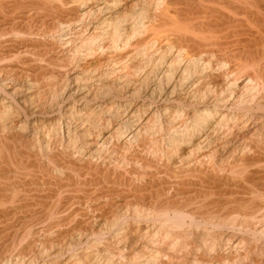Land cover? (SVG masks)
I'll return each instance as SVG.
<instances>
[{
  "label": "bare ground",
  "instance_id": "obj_1",
  "mask_svg": "<svg viewBox=\"0 0 264 264\" xmlns=\"http://www.w3.org/2000/svg\"><path fill=\"white\" fill-rule=\"evenodd\" d=\"M71 1L73 0H0V74L5 76L4 80L7 77H10L15 82V81H19L22 78H27L29 81H31L29 83H37L43 78H47V80L50 77L62 78L64 76L63 72L65 71H61L60 69H58V67H54V68L50 67L48 66V64H46L47 62H49L48 54L51 53L52 49H54L55 45H57L51 40L52 38L49 40L47 37L48 36L50 37V34H52L51 32L56 30L58 25L63 26L66 23L65 26H67L69 21L70 22L73 21L74 23L76 20H78V22L80 21L82 22L83 21L82 19L84 17L86 18V15L88 17V14L94 15L95 13H103L105 11L107 12L113 7L114 8L118 7L123 0H102L101 3L100 0H95V1L76 0L79 1L76 3ZM132 1H130V3L132 2V5L128 4L131 6H126L127 4H124L126 7L124 5L122 6L123 11H120L117 8L116 10L117 15L108 18L107 19L108 23L105 20L106 18H104L105 22L109 25V27L112 26L111 27L112 29H110L112 30L111 43H113L115 48L118 49L122 47L123 43L125 44L130 43V39L132 35H136L138 33V37H140L139 33L141 34V32L143 33L145 32V35L142 33L144 36L141 35L142 38H140L137 42L139 45H141L139 47H142L145 44L148 45V43L151 44L153 43V45H155L154 43H157V46L155 47L158 48L157 50L159 51V55H156L157 54L156 53L155 56H157L156 57L157 59L161 60L160 63L166 64V69L164 66L165 69L164 75H162V77L163 76L164 77L160 81V88L162 90H164V88L165 89L172 88L171 92L174 93L177 88L176 87L177 82L175 83L173 82V80L175 81V79L177 78H180V80L182 81L181 83L182 85H188L189 89H191L192 87V90L190 92L186 91L187 99L184 100V98L182 99L177 97L171 100V102L169 103L162 104V106L158 105L159 107H156L157 109L159 108L160 110H163V112L164 110L170 111L171 116H172L171 113H174L175 115H178L179 118L180 117L183 118L182 122L184 123L183 124L184 129L181 128L182 126L179 127L181 130L182 129L183 130L181 132H179L180 131L179 129L176 130L170 138L171 146H173L172 149L176 148L175 149L176 151H174V149L172 151L173 153L176 152L174 153L175 157L177 153H178L177 157L181 158L182 155L185 156V154L187 153L186 150L192 147H199L200 149H202L201 146L203 145L202 144L203 142L201 141L203 139L200 140L199 142H197V140L199 139V137L201 138L202 136L206 135L204 134V131L208 129L210 126L214 125L215 123L217 124L215 125L216 128L218 125L219 126L229 125L230 121L238 122L243 120L246 123V121H249L251 118H254V114L257 113L258 116L260 113H264V101H263L264 96H263V100L262 99L259 100L260 98L256 97L258 92L261 89L263 90L264 88V0H132ZM127 7H131V8H127ZM126 8L127 11H125ZM151 9H153L152 13L150 12ZM127 18L133 19V21L129 20L132 21V24L130 23L131 24L130 28L122 26L121 24L126 20L128 21ZM5 33L7 35L11 33V36L12 37L15 36L16 38H10L11 36L9 37L5 35ZM124 34L127 36L124 37ZM97 36H98L97 33L96 34L94 33L93 36L89 38L90 41L83 40L84 44L86 45L85 47L86 49H88L87 46L90 49H92L93 46H95L93 45L94 44L93 42L96 41L97 43V39H96ZM132 45L133 44H131L130 46L132 47ZM80 47L82 46L80 45ZM147 49L145 48V50ZM118 50H119L118 52L116 50L115 51L116 53H113L116 54L115 56H117L118 60L124 58L126 59V57L132 52L131 50H127L124 48ZM115 56L114 58H116ZM52 57L53 56H51V58ZM15 59L18 61L11 62V61H15ZM53 59L54 58L50 60L54 61ZM58 64H60V62ZM60 68L64 69V66L63 67L61 66ZM68 75L70 76L71 74ZM240 81L241 83H244L243 87L245 88L244 90H246V95H245L246 98L244 99L246 100V103L244 104V102L241 101V99L243 98L241 99L239 98L241 103H243V106L237 107L235 105L236 106L235 107L232 104L235 101H230V104L233 106L229 104L224 106L222 104L224 100L226 99L229 100V97L233 95L235 99L239 95V94L237 95L236 93L239 87L242 85ZM164 82H166L167 87L165 86L163 88ZM43 83L44 82L42 81V84ZM42 84L40 83V85ZM51 85L53 86L54 84ZM28 89L25 92H27ZM0 90H3V88L0 87ZM4 92L6 93L7 91L3 90V93ZM39 93L40 92H38V94ZM242 93L243 92H241V94ZM7 94H9V92H7ZM209 95L214 96V100L212 98L213 100L212 101L213 103L211 102L212 104H208L209 102L207 103L205 101V99L208 98ZM259 95L260 94H258V96ZM35 97H37V95ZM153 98L155 97L153 96ZM10 99H12V97ZM254 100H255L254 103L257 106L256 107L257 109L255 110H254V106L250 104V102L251 101L253 102ZM17 101H15L16 102L15 106L17 105V107L15 108H18L20 111H22L21 110L23 109L21 107L22 103L19 104ZM149 101H151V99ZM155 102L153 104L157 103ZM5 105L7 104L5 103ZM142 107H138V108H142ZM145 109L143 110L145 111ZM5 110L7 109L5 108ZM7 111L0 110V114L6 115L8 114ZM11 111L10 113L12 114L13 112ZM22 112L23 113L25 112L24 118L26 121L25 120L21 121L20 125L27 124L30 121L28 119V114L26 113V111H22ZM154 118L157 120V118L159 117H157L156 114V117ZM189 119L193 120V123L187 125L186 122H188ZM256 120L258 119L256 118ZM256 120L254 121L256 122ZM39 121H43V120L38 118L35 120V123L36 122L39 123ZM0 122L2 121L0 120ZM215 126L213 127L215 128ZM157 127L162 129L163 124L159 123ZM116 129H117V133L122 134L121 132L122 127L120 128L117 127ZM209 129H211V127ZM149 130H151V128H149ZM246 130L248 131V128ZM146 132L149 131H145V133ZM25 137L22 134L14 133L12 131L11 132L8 131L4 135L0 134V204H4V203L6 204V202L12 200L13 202L16 200L19 201V203L14 202L15 204L17 203V205L12 206L13 208H10L9 210H0V221H1L0 235L3 234L7 238L5 241L0 242V262L4 259V249L6 248L5 242L8 241V238H10L12 241H16L17 239L19 240L20 237L22 238L27 233H32L35 231V228H37L35 225L36 221L43 220L49 216L56 217L59 215L60 217V214L62 212L65 213L64 212L65 207L68 202H70L74 198L83 201L86 199V197H88L86 195L85 196L80 195L78 197L75 195L68 196L66 194H65L66 196L59 195L60 193H62L61 190H65V188L69 186H81L82 188V187H88L90 185L100 186L102 184L104 185L108 184L107 187H101V189L102 188L104 189L100 190L97 193H95L96 191L93 193H89L91 192L89 188L86 189V191L84 190L86 192L85 194L89 196L95 193V195H93L94 200H92V204L90 203L91 204L90 207L94 208V211H97V213L95 215L93 214L92 218L94 216L95 219L101 222L108 221L109 219L112 218L111 217L112 207L115 205L114 200H111L113 199V197L111 199L109 198L108 201H106L105 203L101 201L102 197L107 198L108 195H112V196L117 195V197H119L118 200L119 202H123V201L127 202L128 199H131L133 203L139 204L143 208H147V206L152 205L153 207L152 209H156L159 212L158 214H162V216L160 215L161 217L158 218L162 223L160 226L163 225L164 231L165 232L167 231V234L169 235L180 234L188 223L189 226H199L200 224L202 225V223H204L203 225H207L210 223L214 228L224 227L223 229L225 228L229 229V227L227 228L229 224H234L233 227H236L235 223L239 218H243L242 220H253L260 217H262V219L264 218V146H263L264 144L261 145L263 141L261 143H258L257 140L256 141L248 140L246 142L243 141L244 142L243 143L242 140L240 139V141L243 144L241 145V149H240L241 153H239V155L236 154L239 157L237 158V156H235V158L237 159L234 160V162L230 160L231 163H229L228 165L221 166L220 167L221 173L217 172V168L213 164L206 167L204 164H202V162H201L202 165L196 164L195 161L191 162L192 159L195 160L194 157H192L191 155L194 153L193 151H195L196 148H192L188 152L189 158L190 156L192 157V159L190 158L191 163H188L187 165L184 164L182 166L178 164L180 167H177L176 165L174 166V164L172 166L171 165L169 166L168 162H167L168 164L165 163L160 164L161 162L158 163V161H156L157 159L154 160L140 153L138 154L132 153L134 161H137L142 164V166L141 165L138 166L134 163V165L130 166V171L132 172L131 174L136 175L138 179L141 180V182H135L133 178L128 174V171L126 172L118 166L104 167L92 162L91 159H87L86 161L79 163L70 158L62 159L59 157L58 153L54 151L48 154L49 161L53 163V165H51L50 162L48 163L47 161H42L41 158L39 159L36 155L32 154L31 153L32 151L25 152L22 150V146L27 147V143H28V140ZM257 138L258 140H261V138H259L258 136ZM142 142L143 145L149 144L148 141L143 139ZM116 147L117 146H115V148ZM184 151H186L185 154H183ZM4 154L7 155L6 158L4 157ZM203 154L204 155L200 154V156L201 157L203 156V158L206 157V159L207 158L211 160L214 159L213 154H208V153L206 154L204 152ZM87 156L88 154L86 155V157ZM24 157H27L28 160L24 161ZM237 162H242L243 165L242 166L234 165ZM254 163L260 165V168L256 166L258 167V169L251 170L250 168L251 171L245 173L247 167H244V165L245 166L252 164L254 165ZM123 164L125 163L123 162ZM146 167L156 168L159 172L164 173V176L160 177L159 175L158 177L156 176L158 172L150 171V169ZM146 169H148L149 171H146ZM247 170L249 171V168H247ZM40 171H42L46 175H52V173L54 174L55 171L60 172L62 175H64V178L65 180L67 179V181H64L63 178L61 179H55L53 177L42 178L38 174L40 173ZM74 172L82 176L85 173L91 175L94 174L97 175V177L76 178L73 176ZM112 175H114V178H111ZM236 175H240V177H242V175L243 177L245 176L244 179L247 182H243L245 180L242 179L240 180L236 178L235 177ZM6 176H8L11 179L9 180V182L8 179L5 178ZM39 186H46L48 187V189H50V191L45 194H34L32 192L33 195L31 197H27L28 192L33 190L32 187H39ZM95 186L93 188H96ZM11 190L15 191V193L13 194ZM9 191H11L12 195L7 193ZM166 191L169 192L165 193ZM214 191L218 192L220 196L216 199L209 198L208 195L213 193ZM159 192L165 193L166 197L162 202L161 201L153 202L154 200H156V196H157L156 194H158ZM67 194H70V192ZM186 195L190 199L188 203L178 202L179 201L178 197L180 196L183 197ZM195 199H199L198 202H200V204L195 205L196 203ZM11 205H13V203ZM138 211L137 214H139ZM71 216L72 214L69 213L64 214L59 220H56L55 223L53 222L54 225L51 224L52 226L51 225L47 226L48 225L47 224L45 225V228L42 229L44 231H47L54 226H58L59 229L58 231L56 230L57 236L55 234V237H61L63 235L65 236V234H67L69 230L71 231V229L69 230L67 228L64 229L63 225L65 224L64 222L67 221ZM214 217H216V219L220 218V221H214L213 220ZM46 220L49 219L47 218ZM42 222L40 224L44 223ZM82 223L83 221L80 220L76 221L74 225L75 228L73 229L79 228L82 225ZM211 225H208L209 228ZM169 228H171V230ZM262 232H264V230H262ZM177 235L175 237L179 236ZM50 236H46V235L43 236L44 240L42 241L44 244H48L51 240H53L52 239L53 235L52 237ZM94 236L97 237V239L98 238L100 239L101 237L100 235H98V233L97 235ZM253 236L255 237V234H253ZM238 240L239 239L235 241L236 244ZM247 240L245 238V242ZM239 241H244V239ZM245 242L243 243L245 244ZM30 244L31 243L28 244L26 243V245L24 244V247L23 248L21 247L22 251L26 250L28 246H30ZM11 246H13V242ZM50 246L52 247V244ZM214 248L211 249L209 248L208 250L212 251V249L214 250ZM238 251H240V249ZM14 252L15 251H12V253ZM202 252L200 251L199 252L200 254L198 255V260L200 262L219 261L228 264H236V261L233 258L234 255L225 256V254H221L219 252H218L219 254L217 253L214 255H208ZM12 253H10V255ZM10 255L8 256L10 257ZM240 255L242 254L240 253ZM8 256L6 258H8ZM16 256L17 255H15V257ZM236 257H237V253H236ZM256 259L254 258V261ZM4 261H6V259ZM258 262L259 260H256L254 264H257ZM262 262H264V260ZM217 263H213V264H217Z\"/></svg>",
  "mask_w": 264,
  "mask_h": 264
},
{
  "label": "rangeland",
  "instance_id": "obj_2",
  "mask_svg": "<svg viewBox=\"0 0 264 264\" xmlns=\"http://www.w3.org/2000/svg\"><path fill=\"white\" fill-rule=\"evenodd\" d=\"M130 1L132 0H123L121 2L122 4L120 3L118 7L116 8L113 7L107 12L105 11L103 13H95L94 15L88 14V17L86 15V18L84 17L82 19L83 20L82 22L81 21L78 22V20H76L74 23L73 21L71 22L69 21L67 26H65L66 23L63 26L58 25L56 30L51 32L52 34H50V37L48 36L47 38L49 40L52 38L51 40L57 45H55L54 49H52V52L48 54L49 62H47L46 64H48V66L50 67L53 68L58 67V69H60L61 71H65L67 75L65 72H63V75L64 76L66 75L65 76L66 78L64 76H63L64 78L62 77L63 79L60 77L59 78L50 77L48 78V80L47 78H43L42 80L37 82L38 83L37 84V83H29L31 81H29L27 78H22L19 81H15V82L10 77H7L4 80L5 76L0 74L1 77L0 87L3 88L4 91L9 92V94H7V92L3 93V90H0V105L2 103L1 105L2 108L0 107L1 108L0 110L7 111L9 109L7 111L9 115L3 114L4 115L3 116L2 114H0V120L2 121L0 122V134L4 135L8 131L9 132L12 131L14 133L22 134L24 137L26 136L25 138L28 140L27 147L22 146V150L25 152L32 151L31 153L36 155L39 159L41 158L42 161H47L49 163L50 161L48 154L52 151L58 153L59 157L62 159L70 158L79 163H82L87 159H91L92 162L104 167L118 166L124 171L126 172L128 171V174L133 178L135 182H141V180H139L136 175L131 174L132 172L130 171V166L134 165V163L138 166L139 165L142 166V164L137 161H134L132 153L135 154L140 153L154 160L157 159L156 161H158V163L161 162L160 164L169 163V166L170 165L172 166L174 164V166L176 165L177 167H180L184 164L187 165L188 163H191L193 161H195V163L199 165L202 162V164H204L206 167L213 164L217 168V172L221 173V169H220L221 166L228 165L229 163H231V161L234 162V160H236L239 157L237 155L241 153L240 152L241 145L244 142L248 140H255V141L257 140L258 143H261L263 141L261 144L263 145L264 144V140H263L264 113H260L261 115L259 114L258 116L256 113L254 114V118H251L249 121H246V123L243 120L238 122L236 121L237 123L235 121H230L229 125L226 126L218 125L217 128L215 126L217 124L215 123L214 125L210 126L211 129H209L210 127L206 129L204 131V134L206 135L202 136L201 138L199 137V139L197 140V142H199L200 140L203 139L201 141L203 142L202 143L203 145L201 146L202 149H200L199 147H192V148H196L197 150L196 151L195 149H193L195 151H193L194 153L191 155L192 157H194L195 160H193L192 157L190 156V158L192 159L190 162V158L188 155L189 150H191L192 148L186 150L187 153L186 151L183 152V154L186 153L185 156L187 157H185L184 155H182L181 158L177 157L178 153L176 154L175 157L174 153L176 152L174 153L172 152L174 148L172 149L173 146H171L170 138L176 130L179 129L180 130L179 132H181L184 129L183 126L184 123L182 122L183 118L182 117L179 118V116L175 115L174 113H171L172 114L171 116L170 111L164 110L163 112V110H160L159 108L157 109L156 107H159L160 105L162 106V104L169 103L171 102V100L177 97L182 99L184 98V100L187 99L186 94L188 91L190 92L192 90V87L191 89H189L188 85H182L181 84L182 81L180 80V78H177L175 79V81L173 80V82L175 83L177 82V84L179 83L178 86L176 84L177 88L174 93L171 92L172 88H167V89L164 88L166 86V82H164L163 84L164 90L160 88V81L164 77V76L162 77V75H164L166 64L160 63L161 60L157 59L156 58L157 56H155L156 53H157L156 55H159V51L157 50L158 48L155 47L157 46V43H154L155 45H153V43L152 44L148 43V45L145 44L143 45L144 47L142 46L144 49L142 47H139L141 45H139L137 42L140 38H142L141 35L143 34L145 35V32L144 33L141 32V34L139 33L140 37H138V33L136 35H132L130 39V43H127L128 45L123 43L122 47L118 48L120 50L123 48L127 50H131L132 52L127 56L128 58L126 57V59L124 58L118 60L117 56H115L116 54H113L116 53L115 52L116 50L117 52L119 50L115 48L113 43H111L112 30L110 29H112L111 28L112 26L109 27V25L107 24L108 23L107 19L111 18V16L117 15L116 13L117 8L120 11H123L122 6L124 4H127L126 6H131L133 1L131 3ZM71 2L76 3L79 1L73 0ZM101 2L102 0H100V3ZM127 8H131V7H127ZM127 8L125 9V11H127ZM152 10L153 9H151L150 11L151 13L153 12ZM104 18H106L105 20L107 23L105 22ZM129 20L133 21V19H128V21L126 20L121 23L122 26L130 28L132 21ZM94 33L95 34L97 33V35L99 36V37L97 36L96 38L97 43L96 41L93 42L94 43L93 45H95V46L92 45L94 48V49L92 48L93 50L90 49L88 46H87L88 49H86L85 48L86 45L84 44L83 40L90 41L89 38L93 36ZM5 35L7 34L5 33ZM7 36L10 37L11 33H9V35ZM125 36L127 35L124 34V37ZM10 38H16V37L11 36ZM132 40L134 43L132 42ZM131 44H133L132 47L130 46ZM80 45L82 47H80ZM145 48L148 49L145 50ZM51 56H53L52 57L54 58L53 60L57 62L51 61L52 60ZM114 56L116 58H114ZM16 61L18 60L15 59V61H11V62H16ZM59 62L60 64H58ZM61 66L62 67L64 66V69L63 68L61 69L60 68ZM68 74L71 75L69 76ZM25 80L28 81V84L27 81ZM42 81L44 82L43 84ZM15 83L18 85H16ZM40 83L42 85H40ZM21 84L23 85V88ZM51 84L54 85L52 86ZM241 84H240L241 86L239 87L236 93L237 95L239 94L238 95L239 97L237 96L235 100L234 95L230 96L229 100L226 99L223 101L224 103L222 102L224 106L228 104L231 105L230 101H235L232 104L234 106L236 105L237 107L243 106V103H241V101H243L244 104L246 103V100H244L246 98L245 96L246 90H244L245 88L243 87L244 83ZM37 85L39 86V88ZM26 87H28L30 90ZM27 89L28 91L25 92ZM263 90L261 89L258 92V94L260 95L258 96L257 94L256 96L257 98H260L259 100L261 99L263 100V96H264ZM38 92L40 93L38 94ZM241 92L243 93L241 94ZM36 95L38 98L35 97ZM7 96H9L10 98L12 97V99H10ZM153 96L155 98H153ZM25 97L28 99H26ZM17 98H19L20 100ZM212 98L214 100V96L209 95L208 98L205 99V101L207 103L209 102L208 104H212L213 103ZM239 98L240 99L243 98V99H241L240 101ZM150 99L151 101H149ZM155 99L157 103L155 102ZM255 100L253 102L252 101L250 102V104L254 106V110L257 109L256 108L257 106L254 103ZM12 101L14 102L17 101L19 104L22 103L21 107L23 109L21 108L20 109L22 111H26V113L28 114V119L30 120L27 124H24L27 126L20 125L21 121L25 120L24 118L25 112L23 113L18 108H15L17 107V105L15 106L16 102L14 103ZM152 101H154L156 104H153L154 102ZM5 103L7 105H5ZM138 107H142V108H138ZM5 108L7 110H5ZM143 109H145V111ZM10 111L13 113L11 114ZM156 114L157 117H159L157 118V120L154 118L156 117ZM159 114L161 115V117ZM173 116L176 117L174 118ZM38 118L42 119L43 121H39V123L38 122L35 123V120ZM256 118L258 120H256ZM254 120H256V122ZM188 122H186L187 125L193 123V120L189 119ZM159 123L163 124L162 129L157 127ZM255 124L257 125V127ZM213 126H215V128ZM27 127L29 128V130ZM117 127L118 128L122 127V131H121L122 134L117 133V129H116ZM179 127L183 129L181 130ZM149 128H151V130H149ZM245 128L246 129L248 128L249 132ZM145 131H149L150 133L149 132L145 133ZM136 134L139 135L137 136ZM255 134L256 135L259 134L257 136L261 138V140H258ZM142 139L148 141L149 144L143 145ZM240 139L242 140V142L243 141L244 142L242 143ZM29 145L31 148L29 147ZM115 146H117L119 149L117 147L116 149ZM114 149H116L117 151ZM175 149L174 151H176ZM203 152L206 154L207 153L213 154L214 156L213 155L212 156L214 157V159L211 160L209 158L206 159V157L203 158V156L201 157L200 154L204 155ZM86 153L88 154L87 156L88 158L86 157L87 155ZM6 156L7 155L4 154L5 158ZM235 156H237V158H235ZM124 159L126 162L124 161ZM182 159L185 163L182 161ZM184 159H186L187 161ZM27 160L28 158L24 157V161ZM169 160L172 163H170ZM122 161L125 164H123ZM50 164L53 165V163L51 162ZM234 165L242 166L243 164L242 162H237ZM254 165L253 164L248 166L244 165V167L249 168V171L246 168L245 173L250 172L253 169L254 170L258 169V167L260 168V165H257L255 163ZM146 168L150 169V171L158 172L156 175L158 177L159 175L160 177L164 176V173L159 172L156 168H152V167H146ZM148 169H146V171H149ZM38 174L42 178L43 177L45 178L53 177L55 179L63 178L64 181H67V179L65 180L64 175H62L60 172L57 171L54 172V174L56 175H54L53 173L52 175H46L42 171H40V173ZM243 175L242 177H240V175H236L235 177L240 180L241 179L245 180L244 179L245 176L243 177ZM73 176L76 178L97 177V175L94 174L91 175L86 173L83 174L82 176L76 172L73 173ZM5 178L8 179V182L9 180H11L8 176H6ZM111 178H114V175H112ZM243 182H247V181L245 180ZM94 186L90 185L88 187H82V188L81 186H69L65 188V190H61L62 193L59 194L61 196L75 195L78 197L80 195L82 196L86 195L88 197H86V199L83 201L74 198L73 200L68 202L65 207V211H64L65 213L62 212L60 214V217L59 215L56 217L51 216L53 218L52 219L49 216L47 217L49 220H46L47 218H45L43 220L36 221L35 225L37 228H35V231L32 233H27L26 235L23 236L24 238L20 237L19 240L17 239L16 241H12L10 238H8V241L5 242L6 248L4 249V259L0 262V264H213L217 262H218L217 264L223 263L219 261L200 262L198 260V255L200 254L199 253L200 251L201 252L203 251L202 253L208 255H214L217 254L218 252L221 254H225V256L234 255L233 258L236 261V264H242L243 262L245 264H254L256 260H259L257 264H264V262H262L264 260V253H263L264 239H262L264 238V232H262V230H264V222H263L264 218L262 219V217L253 220H242L243 218H239L240 221L238 219L237 222L235 223L236 227H233L234 224H229L227 226V228L229 227V229L226 228L223 229L224 227H219L220 229L216 227L214 228L210 223L207 225H203L204 223H202V225L200 224L199 226H189L188 223L186 225L187 228L185 226L184 230L183 229H182L183 231L181 230L182 231L180 233L181 235L180 234H178L179 236L177 234L169 235L167 234V231L166 232L164 231L163 225L160 226L162 223L158 218L161 217L162 214H158L159 212L156 209H152L153 208L152 205L147 206L148 208L147 210V208H143L141 205L133 203L131 199H128L127 202L124 201L119 202L118 201L119 197H117V195L114 196L108 195L107 198L102 197L101 199V201L105 203L106 201H108L109 198L111 199L113 197V199L111 200H114L115 205L112 207L111 219H109L108 221L101 222L95 219L94 216L92 218V215L93 214L95 215L97 213V211H94V208L90 207V205L92 204V200H94L93 195H95V193L99 192L100 190L104 189V188L101 189V187H107L108 184L95 186L96 188H93ZM88 188L89 190H91V192L89 193H93L95 191L96 192L89 196L85 194L86 193L85 191ZM32 189H33L32 191L28 192L27 197H31L33 193L45 194L50 191V189H48V187L46 186L32 187ZM11 191L13 194L15 193V191L13 190ZM11 191L7 193L12 195ZM69 192L70 194H67ZM168 192L169 191H166L165 193ZM165 193L159 192L158 194H156L157 195L156 200H154L153 202H160V201L162 202L166 197ZM219 196L220 194L215 191L208 195L209 198H213V199H216ZM178 199L177 201L180 203H188V201L190 200L187 197V195L183 197L180 196L178 197ZM198 200L199 199H195L196 201L195 205L200 204ZM9 202H6V204L5 203L0 204V210H9L10 208H13L12 206H16L17 203H19L18 200L14 201L17 202L16 204L13 202V200ZM12 203L13 205H11ZM137 211L139 212V214H137ZM140 212L144 215H142ZM67 213L72 214V216L67 221H65L64 222L65 224L63 225L64 229L66 228L68 230L71 229V231L69 230L70 232L68 231L67 234H65L66 237L64 235L61 237H55V234L57 236V231L59 229L58 226L52 227L53 230L52 228L47 231H44L42 229L45 228V225L47 224H48L47 226L51 224L54 225L56 220H59L64 214ZM74 215L77 216L75 217ZM139 216H141L142 218ZM44 220H46L47 222ZM79 220L83 221L82 225L77 229H73L75 228L74 225L76 221ZM213 220L220 221V218L216 219V217H214ZM41 222L43 224H40ZM0 225H1V221H0ZM208 225H211L210 228ZM169 229L171 230V228ZM204 232H207L209 234ZM97 233L98 235L101 236V237L98 236L100 237V239L99 238L97 239V237L94 236L97 235ZM253 234H255V237L253 236ZM45 235L46 236L51 235L50 237H52L53 235L52 237L53 240H51L48 244H44L42 241L44 240L43 236ZM176 235L178 237H175ZM244 237L246 238V240L248 239L246 242ZM6 239L7 238L5 237V235L3 234L0 235V242L5 241ZM237 239L239 240L244 239V241L238 240L240 243L237 241L238 244L237 245L235 242ZM12 242L14 247L11 246ZM243 242H245V244ZM26 243L27 244L31 243V244L30 246H28L26 250L22 251V248L24 247V244L26 245ZM51 244L52 247L50 246ZM209 248L210 249L214 248V250L212 249V251L211 250L209 251L208 250ZM239 249L240 251L241 250L242 251L241 252L238 251ZM12 251L15 252L12 253ZM10 253H12L11 255L13 256H11ZM236 253H237V257H236ZM240 253L242 255H240ZM244 253L247 255H245ZM7 254L10 255V257ZM14 254L17 256L15 257ZM7 256L8 258H6ZM254 258L257 259L254 261ZM5 259L6 261H4ZM223 264H228V263H223Z\"/></svg>",
  "mask_w": 264,
  "mask_h": 264
}]
</instances>
